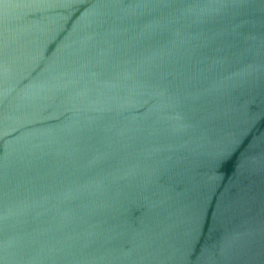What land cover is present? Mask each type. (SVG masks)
<instances>
[{"label":"water","instance_id":"obj_1","mask_svg":"<svg viewBox=\"0 0 264 264\" xmlns=\"http://www.w3.org/2000/svg\"><path fill=\"white\" fill-rule=\"evenodd\" d=\"M0 264H264V0H0Z\"/></svg>","mask_w":264,"mask_h":264}]
</instances>
